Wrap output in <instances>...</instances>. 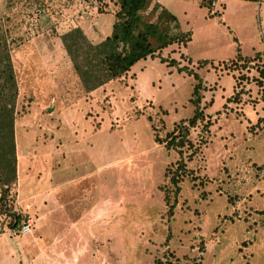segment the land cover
<instances>
[{
  "label": "rangeland",
  "instance_id": "1",
  "mask_svg": "<svg viewBox=\"0 0 264 264\" xmlns=\"http://www.w3.org/2000/svg\"><path fill=\"white\" fill-rule=\"evenodd\" d=\"M117 9L116 0H0L15 111H25L13 122L20 161L9 189L21 218L11 228L0 212V264H264V0H147L140 12L168 34L189 33L160 56L203 88V119L187 137L196 151L182 149L176 192L167 177L178 154L153 137L191 116L193 75L146 57L85 92L60 43L75 26L100 41ZM236 46L260 54L222 63Z\"/></svg>",
  "mask_w": 264,
  "mask_h": 264
},
{
  "label": "trees",
  "instance_id": "2",
  "mask_svg": "<svg viewBox=\"0 0 264 264\" xmlns=\"http://www.w3.org/2000/svg\"><path fill=\"white\" fill-rule=\"evenodd\" d=\"M116 1L119 3V9L114 12L110 32L100 41L91 42L77 26L59 35L61 46L85 92L104 87L109 81H121L135 62L146 57L158 56L159 60L165 62L167 66H176L177 61L174 58L161 57L160 51L171 44L184 46L188 40L189 33L187 31L174 35L168 34L161 31L158 25L153 22H143L140 12L147 0ZM206 2L209 5V1L206 0ZM136 29L137 31H135ZM148 38L154 41L155 46L150 45ZM233 41H235L234 38ZM259 54L258 52L252 57H241L236 46L234 58L222 63L228 62L234 64V66L239 62H241L239 64H246ZM207 64L211 63L207 60L198 61L199 67ZM176 69L178 72L186 71L188 75H193L196 81L192 86L188 99L189 103L192 104V114L187 119H180L178 122L173 123L171 130L166 132L163 138L156 135L153 137L154 142L162 143L165 149H173L178 154V158L173 162L174 169L169 172L168 177L164 172V177H167L168 183L174 187L175 192L178 191V183L186 178L181 156L182 149L187 148L190 150L188 156L193 155L196 151V147L187 138L189 129L203 119V112L199 105L200 91L203 89L200 78L190 69L180 66H176ZM257 72L258 78L263 79L264 67H260ZM260 79L256 81L258 85H261ZM261 90L264 91V87ZM16 98L17 85L8 45L4 39H0V212L8 214L11 228L18 226L21 218L18 213L11 210L9 204V189L16 180L13 122L17 116L22 117L25 114L23 109L19 112L15 111ZM189 178L190 180L194 179V177ZM159 188L161 189V186ZM163 201L167 205V195L165 193ZM168 210L170 211V207ZM168 236L169 233L166 239ZM152 264L177 263L169 259H163L154 260Z\"/></svg>",
  "mask_w": 264,
  "mask_h": 264
},
{
  "label": "built area",
  "instance_id": "3",
  "mask_svg": "<svg viewBox=\"0 0 264 264\" xmlns=\"http://www.w3.org/2000/svg\"><path fill=\"white\" fill-rule=\"evenodd\" d=\"M79 1H85V0H79ZM209 1V5L213 6L215 5V0H208ZM30 222L26 221V222H21L20 227H19V231L22 234L28 233L30 231Z\"/></svg>",
  "mask_w": 264,
  "mask_h": 264
},
{
  "label": "crops",
  "instance_id": "4",
  "mask_svg": "<svg viewBox=\"0 0 264 264\" xmlns=\"http://www.w3.org/2000/svg\"><path fill=\"white\" fill-rule=\"evenodd\" d=\"M149 6H150V4H149ZM112 22H113V20H112ZM112 22H111V24H112ZM111 27V26H110ZM109 32H110V29H109ZM109 32L107 33V34H109ZM106 34V35H107ZM14 142H15V140H14ZM14 147H15V159H16V177L18 176V173H19V157H18V155H17V153L19 152L18 151V147H17V145H16V142L14 143ZM16 181V180H15ZM43 203V202H42ZM97 213V211H95V214Z\"/></svg>",
  "mask_w": 264,
  "mask_h": 264
}]
</instances>
